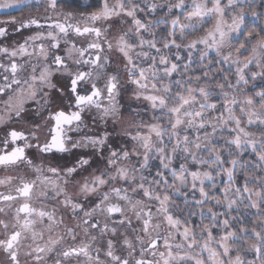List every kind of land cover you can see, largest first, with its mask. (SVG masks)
<instances>
[{
  "label": "snow or ice",
  "instance_id": "1",
  "mask_svg": "<svg viewBox=\"0 0 264 264\" xmlns=\"http://www.w3.org/2000/svg\"><path fill=\"white\" fill-rule=\"evenodd\" d=\"M0 10V173H14L0 175V264H264V0ZM120 105L139 117L125 137L97 131L73 141L71 167L38 163ZM92 169L86 200L69 195Z\"/></svg>",
  "mask_w": 264,
  "mask_h": 264
},
{
  "label": "clouds",
  "instance_id": "2",
  "mask_svg": "<svg viewBox=\"0 0 264 264\" xmlns=\"http://www.w3.org/2000/svg\"><path fill=\"white\" fill-rule=\"evenodd\" d=\"M87 2V0H85ZM256 3H259V0H256ZM119 103V101L117 100ZM35 107V106H34ZM123 105H120V112L118 115H116L111 121L101 119V114L96 112H89L88 115L92 117V121L85 120L82 125H74L72 128H69L65 132L66 140L69 144V151L67 153H60V157H64V159L60 160H54L51 157V154H48L47 159H41L38 161L39 164L44 165L45 170H47L48 166H59L62 164L67 163L69 167L72 166V151H71V145L73 141H75L77 138H80L84 135H90L97 131H100L103 135L104 132H107L108 135L112 136L113 138L116 137H125L126 134L129 131H132L135 129L137 125L138 120V114L136 112H125L123 111ZM0 108H3V102L0 101ZM37 115H39V112H37ZM5 119H7V116H5ZM50 122L46 121V117L41 119V124L39 127V130L37 131V136L40 138V142H44V138L48 135L49 128H50ZM79 129V130H77ZM114 129V130H113ZM97 146L89 145L88 147H85L83 143L80 144V147L76 149L78 152H90L93 151L94 148H98ZM109 147H111L109 145ZM99 155V152H97ZM89 160H91V157H88ZM122 164L127 167H132L133 162L131 161H123ZM80 163L77 162V167H80ZM104 171H108V169H104ZM114 169L110 173L113 174ZM5 174H12L14 173H0V175ZM96 175L95 169H92L90 172L82 173V176L78 178L75 181H72L69 188H68V194L79 198L82 202L86 200V197L88 193L82 191V185L84 183H90L94 176ZM53 179H62L60 177H53ZM14 183V181H13ZM113 184H115V181H113ZM12 187V184H5L0 185V191H7L9 188ZM52 201V197H49V202ZM57 208H61V205L59 204V201L55 202Z\"/></svg>",
  "mask_w": 264,
  "mask_h": 264
},
{
  "label": "rangeland",
  "instance_id": "3",
  "mask_svg": "<svg viewBox=\"0 0 264 264\" xmlns=\"http://www.w3.org/2000/svg\"><path fill=\"white\" fill-rule=\"evenodd\" d=\"M4 10H0V12H3Z\"/></svg>",
  "mask_w": 264,
  "mask_h": 264
}]
</instances>
